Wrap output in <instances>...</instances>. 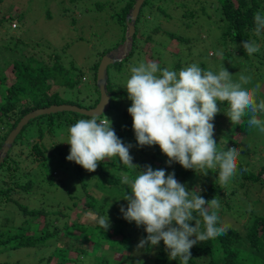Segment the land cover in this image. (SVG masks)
Returning a JSON list of instances; mask_svg holds the SVG:
<instances>
[{
    "label": "trees",
    "instance_id": "16d2710c",
    "mask_svg": "<svg viewBox=\"0 0 264 264\" xmlns=\"http://www.w3.org/2000/svg\"><path fill=\"white\" fill-rule=\"evenodd\" d=\"M3 1L0 0V3ZM134 3L135 0H128L122 10L120 23L125 27L126 16ZM210 3L213 10L211 13L203 3L202 11H197L198 8L192 2H182L180 7L183 10L180 13L183 19L192 22L200 16H206L208 20L214 19V24L220 30L216 39L221 44L219 53H213L216 65L210 66L204 60L185 61L180 56L174 70L177 75L191 74V77L200 70L195 79L199 81L197 86L200 90L190 94L189 97L193 99H187L189 103H201L199 99L207 98L202 91L207 86L213 91H219L213 100H206L201 109L179 112L174 105L178 98H184L180 93L168 97L154 93L148 100H141L137 89L127 90L118 81H112L110 74L108 80L111 104L116 101L113 108L117 110L124 99L128 102L121 114L130 125V132L126 130L127 133L135 134L138 131L137 134H140L136 141H139L138 146L142 151L150 143L149 127L161 130L163 135L180 146L190 148H184L183 154L175 157L173 148L164 146L160 154L153 155L151 162L146 163L137 158L135 164H131L127 159L121 162L110 157L121 146L122 127H115L116 124L106 125V143H98L100 150L86 140L91 133V126L94 132L101 129L103 115L89 117L64 111L31 119L14 145L27 132L38 129L39 136L29 139L27 146L30 147L29 155L33 156L32 160L40 170L36 169L34 173L31 170H22L21 160L15 159L10 150L0 166V170L7 168L5 177L10 178V182L3 178L5 183L0 186V193H3L1 197L8 200L17 191L32 192L34 188L44 189L50 185L61 184L66 187L65 176L61 173L58 176L55 174L58 170L46 172L49 168L46 163L49 157L43 153V142L44 139L55 137L56 128L63 132L64 137L70 136L72 131L76 133L78 125L83 121L79 120L80 116L87 117L94 123L84 127L81 138L66 142L68 148L75 147L70 153L74 149L76 152L71 159H63V162L71 161L76 167L78 180L81 181L78 190L85 194L82 198L68 192L74 199L82 202L77 216L62 210L50 211L46 206L31 208L14 198L8 200L9 203L16 204L27 218L16 226L9 225L7 218L0 223L1 251L26 248L34 259H38L36 262L33 259L31 264H264V214L256 212L253 206L249 214L247 211L238 212L244 209L241 203H247L244 201L246 197L252 204L258 199V202L264 200V163L259 165L264 159V71L257 67L247 71L245 76L237 77L240 86L244 83L254 93L235 87L233 75L230 73L231 69L244 65L239 60L241 57L246 59L245 65L249 67L256 64L264 66V0H211ZM11 13L0 18V24L5 28H9L7 22L12 24L18 19ZM140 15L131 50L122 61L110 65L119 72L120 75L117 76L120 81L124 77L123 62L132 54L135 56L136 52H141L138 49L139 44L142 45V52L146 51L147 60L152 62L155 58L153 44L147 45V42L140 41L143 38L150 42V39L144 38L142 33L138 36ZM30 45L19 35L10 37L9 42L0 45V49L4 50H9L12 46L25 47L20 58H13L8 62L13 65L17 74L13 75L7 67L0 66V100L3 98L6 101L0 106V112L10 122L9 130L2 137L0 149L9 132L27 113L39 107L66 102L56 89L50 88L53 82L47 77L46 71L49 67L59 66L65 75L62 86L66 90L77 87L78 77H82L83 81L87 80L88 74L82 69L84 67L80 68L75 64L73 58L66 63V68L63 63L68 57L59 59V55L54 52L51 58L47 59L44 55L46 59L37 60L27 55ZM37 47L40 46H33L34 49ZM234 48L239 49V55L231 51ZM176 54L181 55L178 50ZM102 57L92 65L98 98L88 106L75 102L69 104L85 108H94L97 105L100 92L96 78ZM201 58H205L203 51ZM72 72L74 77H71ZM11 76L14 80L10 84L7 79L12 80ZM221 78L225 81L218 85ZM182 80V84L196 88L192 84L193 78ZM37 84L47 86L42 90L43 96H39L41 100L35 98L38 97L37 91L32 92ZM148 92L151 91H143L144 95ZM166 100L170 104L165 103ZM212 102L214 104L209 105ZM201 110L206 112L205 115L209 114L207 119L204 120L205 115L202 119L198 118ZM247 110L254 118L260 117L257 125L247 117ZM138 124L139 129H131ZM38 138L43 141H38ZM54 142L57 143L55 140ZM253 144H260L261 148H251ZM65 152L63 150L64 154ZM63 153L62 158L66 157ZM120 168L129 172L128 178L117 173ZM136 168L142 175L136 172ZM87 173L91 175L90 181L86 180ZM21 174L28 177L25 183L17 177ZM157 176H160V182L156 180ZM109 182L114 183L112 186H119L124 182V186L114 188L117 192L105 199V195L112 191ZM240 188L244 189L243 197L238 194ZM252 190L258 192V199L255 201L250 196ZM183 209L185 210L182 212ZM245 217L246 222L243 224L241 218ZM179 231H182L181 235ZM179 236L185 241L179 240ZM181 242H184L183 246ZM105 247L112 250L108 251ZM46 248H51V251L43 259L44 255L41 257L39 253H45ZM14 264L28 263L18 261Z\"/></svg>",
    "mask_w": 264,
    "mask_h": 264
},
{
    "label": "rangeland",
    "instance_id": "374dc122",
    "mask_svg": "<svg viewBox=\"0 0 264 264\" xmlns=\"http://www.w3.org/2000/svg\"><path fill=\"white\" fill-rule=\"evenodd\" d=\"M127 1L128 0H4L0 3V18L6 13L8 15L12 12L11 14L18 17V19L13 21L12 24L7 22V26L11 28L10 30L0 24V45L9 42L10 37L19 35L24 41L31 44V47L28 48V57L32 56L37 60H42V58L46 59L45 56H47L48 59L51 58L50 56L54 52L55 55H59V59L64 57L69 58H66V61L63 63L64 67L66 63L73 58L75 64L80 68L84 67L82 69L88 74L87 80L83 81L82 77H78L76 80L77 87L73 90H66L62 86L65 75L57 65L49 67L46 71L48 73L47 77L53 82L50 88L56 89L59 92V96L66 101L64 103L75 102L88 106L92 101L98 98V93L95 89L94 72L92 71L93 62L100 60L102 54L113 51L122 46L125 42L127 28L120 23V16L122 15V10L126 6ZM147 2L148 3L144 4L140 13L141 21L138 24V36L140 37V33H142L144 38L148 37L150 39V42L143 38L140 41L141 43L147 42V45L153 44L152 50L155 53V58L152 59V62L147 60L146 51L142 52V45L139 44L138 49L141 50V52H136L135 56L132 54L122 64L125 70L123 73L124 77L121 81L117 76V74L120 75L119 72L117 73L114 66H110L109 74L111 80L115 82L118 81V83L124 85L127 90L137 89L139 97H142L139 98L141 100H148L149 96H152V94L154 95V93L163 94L167 97L171 96V94L180 93L184 98H178V101H176L174 105V108L179 112H191L197 108L201 109L202 103H205L206 100H213L216 93L218 95L219 91H213L208 86L206 88L204 87L202 91L207 98H203V100L199 99L200 102L202 101L201 103L196 101H191L189 103L187 99L191 98L189 97L190 94L200 90V87L197 86L199 81L195 80L197 75L200 74V70L198 69V74L195 76L193 75L194 77H191V74L181 76L177 75V71L174 70V65L180 56H182L185 61L200 62L204 60L210 66L216 65V61L213 59V53H219L221 44L219 40L216 39L220 30L217 24H214V19L208 20L206 16H200L192 22V20L183 19L180 13L183 10V8L180 7L182 2H192V4L198 8L197 11L200 12L203 9V4H205L207 11L211 13L213 11L212 8H210L211 0H205V2H203V0H149ZM9 7L13 8L8 9ZM188 23L191 24L188 25ZM198 37L200 38L198 39ZM11 39L13 40V38ZM35 44L40 47L34 49L33 46H35ZM24 49L25 47L23 46L19 48H14L12 46L9 50L0 49V66L3 68L7 67L9 69L8 71L13 75L17 74V71L13 69V65L8 62L13 58H20ZM177 50L181 55L176 54ZM202 51L205 58H201ZM231 51L236 55L240 53L239 49L236 48ZM122 53L123 51H121L120 55ZM239 60L241 63L243 62L244 65H239L237 68L231 69L230 72L233 75L235 87L254 93L248 85L241 83L242 86H240L237 82L239 79L237 77L245 76L247 71H251L257 67H260L261 70L264 71V66L256 64L253 67H249L245 65L246 59L241 57ZM178 74L180 73L178 72ZM74 75V72H72L71 77H74ZM11 77L12 80L7 79V82L10 84L14 80V77ZM125 77H127L126 80ZM188 77L191 79L193 78L192 84H194L196 88L192 87V85L182 84V79H188ZM224 81L225 80L221 78L218 85H222ZM177 82L181 84H176ZM262 84H264V82ZM44 88H47V86L42 84L34 86L32 92L37 91L36 96H38L35 98L41 100L39 96L41 94L43 96L42 90ZM143 91L151 92L144 95ZM3 103L5 104L6 101H3V98H1L0 106H2ZM127 103V100L124 99V102L120 103L119 108L116 110L113 108V105L116 104V101H114L111 104V109L103 115V118L108 119L109 125L116 124L115 127H122L121 129L118 128L120 129V136L123 139L121 140V146L120 148H116L110 157L118 159L121 162H125L127 159L131 164H135V159L141 158L140 160L147 163V161H152L154 154H160L164 146L172 147L175 152V157L183 154L184 148H190L187 146H180L178 143L172 141L170 137L168 138L163 135L161 130L151 129L149 127L150 143L146 150L142 151L138 146L139 141H136V139L140 137V134H137L138 131L135 134L127 133L126 131L128 130L130 132V125L126 123L127 120H125L121 113L124 111V107ZM165 103L170 104L168 100H166ZM36 104L39 103L36 102ZM213 104L212 102L209 105ZM41 105L44 106V104ZM205 113L206 112L203 113V110H201L198 118L202 119ZM245 114L251 121L254 120L256 125L258 124L260 119L259 116L254 118L248 110ZM208 116L209 114H206L204 120L207 119ZM81 119L83 120L81 121L83 127L79 124L76 133L72 131L69 133L70 136L64 137L65 135L63 132L59 128H56L54 133L55 137L53 136V139L57 143L55 144L54 140L50 137L44 139L45 142H43L45 147L43 153L46 157H49V160L46 162L49 168L46 169V172H51L54 169L58 170L59 172L57 171L55 174L58 176L59 173H61L65 176L66 187L59 184L58 186H45L44 189L34 188L32 192L17 191L14 197L8 200L17 199L22 204H27L31 208L46 206L50 211L62 210L72 216H77L76 213L81 211L82 202H79V199H74L73 195H79L83 198L85 193L78 190L81 186V181L78 180L76 167L71 161L63 162V159H71L72 155L76 152L74 149L73 152L70 153V150L75 147L68 148V143L66 144V142L69 139L75 140L77 137L81 138L84 127L86 128V126H90L94 123L93 120L87 117L80 116L79 120ZM106 125H103L97 132L92 130V126L89 128L91 133L87 136L89 138L86 140H89L88 143L93 144L97 150H100L98 148V143H106L104 132ZM9 126L10 122L7 118H4L3 114L0 112V143L2 137H4L9 130ZM136 127L139 129L140 124L134 125L131 129L136 131ZM92 133L94 134L93 137ZM37 136H39L38 129H34V131L30 130L26 133L24 138L21 137L11 149V154L14 155L15 159L21 160L20 165L22 166V170H31V172L33 171L32 173H34L36 169L40 170V168L37 166V163L32 160L33 156L29 155L30 147L27 146V141L31 138L35 139ZM255 137L254 139H256ZM37 140L43 141V139L40 140V138ZM77 147L80 148L79 146ZM66 148H68V150H66ZM251 148L257 149L261 148V146L260 144H253ZM63 150L68 152L64 154ZM62 153L67 157L62 158ZM34 159H37V157ZM263 163L264 159L261 160L259 165ZM7 172V168L0 170V186L5 183L3 178L7 175ZM97 172L99 173V168ZM136 172L141 173L137 168ZM117 173L121 174L124 178L129 177V172L124 168H120ZM39 174H41V172H39ZM23 175L24 174H21L17 177H19L21 182L25 183L28 177ZM85 177L87 181L91 180V175L89 173H87ZM156 180L160 182V176H157ZM5 181L10 182V178L8 176L5 177ZM130 183L137 187L134 182L130 181ZM108 184L112 191L105 195V199L117 192L114 188L124 186V182L121 183V185L118 184L119 186H112L114 185L112 182ZM202 189H204V187H202ZM252 191L250 196L253 201H255L258 199V192H256V190ZM68 192L73 195H69ZM238 194L243 197L244 189L240 188ZM1 196H3L2 192L0 193V206L2 209H0V223H3L5 218L9 219L8 223L12 226H16L23 222L27 216L24 215L16 204L13 202L9 203L6 198ZM115 197L119 196L115 195ZM258 200L256 203H253V205L252 201L246 197L244 201H247V203H241L244 209L238 210V212L247 211V214H249V210H251L253 206L256 212L264 214V200H262V202H258ZM75 203L77 205H74ZM184 210L185 209H183L182 212ZM241 221H243L244 224L246 222V217L241 218ZM7 227L9 226L7 225ZM181 233L182 231H179L180 235ZM179 240H181V236H179ZM181 241H185V239ZM183 245L184 242H181V246ZM105 249L108 251L112 250L108 247H105ZM50 251L51 248H46L44 250L45 253H39V256L41 255L42 257L44 255L43 259H46ZM31 255V252L28 253L26 248L0 250V262H10L14 264L19 261L20 263L31 264L34 259ZM34 260L35 262L38 261V259ZM41 263L42 262H40V264Z\"/></svg>",
    "mask_w": 264,
    "mask_h": 264
},
{
    "label": "water",
    "instance_id": "95a60500",
    "mask_svg": "<svg viewBox=\"0 0 264 264\" xmlns=\"http://www.w3.org/2000/svg\"><path fill=\"white\" fill-rule=\"evenodd\" d=\"M146 1L147 0H135L133 8L126 16L127 30L125 42L122 46L106 53L100 61L96 78V85L100 92V100L97 105L94 108H85L69 103H63L60 105L53 104L48 107L38 108L27 113L22 117L17 126L12 129V131L4 140L0 149V166L4 163L7 154L13 147L23 128L29 123L31 119H34L40 115L52 113L56 114L62 111L76 112L89 117H99L109 111L111 107V94L108 92L109 66L115 62L122 61L131 50L134 42V35L136 33V23ZM121 51H123V53L120 55Z\"/></svg>",
    "mask_w": 264,
    "mask_h": 264
},
{
    "label": "clouds",
    "instance_id": "9594fccd",
    "mask_svg": "<svg viewBox=\"0 0 264 264\" xmlns=\"http://www.w3.org/2000/svg\"><path fill=\"white\" fill-rule=\"evenodd\" d=\"M84 81H85V79H84ZM127 105H128V103H127ZM125 107H126V106H125ZM107 112H108V111H107ZM107 112H106V113H107ZM104 114H105V113H104ZM104 114H103V115H104ZM121 115H122V114H121ZM101 116H102V115H101ZM101 116H99V117H101ZM100 122H101L102 125H106V124L109 123V121H108L107 118H102V120H101ZM11 131H12V130H11ZM11 131H10V132H11ZM10 132H9V133H10ZM5 139H6V138H5ZM12 148H13V147H12ZM66 153H67V152H66ZM66 157H67V156H66ZM0 209H1V206H0ZM1 210H2V209H1Z\"/></svg>",
    "mask_w": 264,
    "mask_h": 264
}]
</instances>
